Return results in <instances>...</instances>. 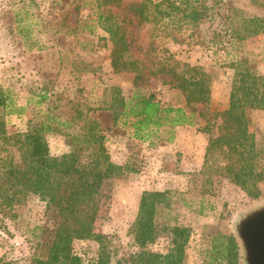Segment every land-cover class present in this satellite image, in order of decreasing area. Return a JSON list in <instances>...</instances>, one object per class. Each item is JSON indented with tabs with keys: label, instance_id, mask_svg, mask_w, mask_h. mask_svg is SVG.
Wrapping results in <instances>:
<instances>
[{
	"label": "trees",
	"instance_id": "16d2710c",
	"mask_svg": "<svg viewBox=\"0 0 264 264\" xmlns=\"http://www.w3.org/2000/svg\"><path fill=\"white\" fill-rule=\"evenodd\" d=\"M84 8L89 12L83 27L93 34L97 28L105 33L102 39L111 43L114 71L133 73L135 90L123 101L120 89L113 86L109 90L116 95L94 106L82 97V90L76 97H65L55 90L54 81H44L33 97L35 107L40 106L38 121L12 134L6 116L22 115L33 98L17 104L11 90L0 85V229L11 233L7 221L17 222L18 206L40 201L45 211L43 222L28 229L30 251L19 250L16 256L11 246L0 264H184L191 228L158 218L160 207L171 209L175 198L170 189L142 193L127 242L112 241L96 230L113 180L133 170L112 160L102 116H112L114 123L124 116V124L140 141L150 139L153 130L168 126L172 131L203 119L200 129L209 135L201 171L204 193L221 175L257 195L264 181V143L253 139L250 111L264 109V73L245 58L233 63L236 72L228 106L215 109L211 73L178 59L167 40L215 48L264 32V18L245 14L232 0H84L74 12ZM71 25L79 28L80 19ZM154 79L178 89L184 103L166 105L154 91L145 90ZM48 134L64 136L68 149L54 154ZM83 157L88 160L83 162ZM214 238L208 250L210 264H242L234 235ZM161 239L167 241L166 252L151 248ZM76 240H94L99 246L82 257L74 251Z\"/></svg>",
	"mask_w": 264,
	"mask_h": 264
},
{
	"label": "rangeland",
	"instance_id": "374dc122",
	"mask_svg": "<svg viewBox=\"0 0 264 264\" xmlns=\"http://www.w3.org/2000/svg\"><path fill=\"white\" fill-rule=\"evenodd\" d=\"M83 1L0 0V85L11 90L17 104H26L47 80L54 81L55 90L65 97H76L82 90V97L94 106L104 105V98L109 101L116 95L109 90L113 86L120 89L123 101L131 98L135 75L114 71L111 43L105 44L102 39L105 33L97 28L93 34L83 27L89 8L79 14L74 12L75 5ZM232 1L245 14L264 18V0ZM77 18L80 26L74 28L71 24ZM167 45L181 61L201 65L211 73V102L215 109H224L229 103L236 72L233 63L245 58L264 73V32L209 49L168 40ZM145 90L154 91L166 105L184 103L178 89L162 86L158 79ZM35 100L22 115L6 116L9 133L35 125L37 108L40 109L35 107ZM250 114L253 139L264 143V109H253ZM102 120L112 160L133 169L113 180L111 198L102 204L96 221V230L109 235L112 241L129 240V228L137 217L144 191L170 189L175 198L171 209L160 207L158 218L176 220L191 228L184 264H210L208 250L216 241L214 235L235 236L234 223L239 216L264 203V181L258 194L252 195L217 175L204 193L201 171L209 135L200 129L205 124L203 119L197 118L195 125L177 126L172 131L168 126L153 130L146 141L133 136V128L124 124V116L114 123V118L105 113ZM171 136L173 139L169 140ZM48 141L54 154L68 149L67 139L60 134H48ZM82 160L86 162L88 158ZM16 212L17 222L7 221L12 234L0 229V257L11 251V246L15 247L16 256L20 255L19 250L29 252L28 229L44 220L40 201L18 206ZM98 246L94 240H76L73 244L74 251L82 257ZM151 248L166 252L167 241L161 239Z\"/></svg>",
	"mask_w": 264,
	"mask_h": 264
},
{
	"label": "water",
	"instance_id": "95a60500",
	"mask_svg": "<svg viewBox=\"0 0 264 264\" xmlns=\"http://www.w3.org/2000/svg\"><path fill=\"white\" fill-rule=\"evenodd\" d=\"M242 264H264V203L248 208L234 223Z\"/></svg>",
	"mask_w": 264,
	"mask_h": 264
},
{
	"label": "crops",
	"instance_id": "0c3cea01",
	"mask_svg": "<svg viewBox=\"0 0 264 264\" xmlns=\"http://www.w3.org/2000/svg\"><path fill=\"white\" fill-rule=\"evenodd\" d=\"M227 106H228V105H227ZM227 106H226V107H227ZM226 107H225V108H226ZM207 142H208V141H207ZM206 144H207V143H206Z\"/></svg>",
	"mask_w": 264,
	"mask_h": 264
}]
</instances>
